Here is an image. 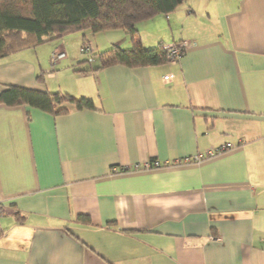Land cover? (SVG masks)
<instances>
[{"label": "crops", "instance_id": "0c3cea01", "mask_svg": "<svg viewBox=\"0 0 264 264\" xmlns=\"http://www.w3.org/2000/svg\"><path fill=\"white\" fill-rule=\"evenodd\" d=\"M188 2L189 20L174 10L137 24L145 47L190 42L174 63L85 60L83 40L93 54L129 48L120 29L0 58V93L16 85L94 104L57 115L0 104V264H264V0ZM58 46L66 59L49 73ZM149 160L171 165L111 170Z\"/></svg>", "mask_w": 264, "mask_h": 264}, {"label": "trees", "instance_id": "16d2710c", "mask_svg": "<svg viewBox=\"0 0 264 264\" xmlns=\"http://www.w3.org/2000/svg\"><path fill=\"white\" fill-rule=\"evenodd\" d=\"M183 2L184 0H0V58L86 30L96 34L120 29L129 37L131 46L122 48L111 45L95 53L98 69L114 65L135 68L167 63L170 61L163 44L143 46L137 24L156 14L166 15ZM84 44L86 42L83 40L82 46ZM186 50L181 51L179 58ZM37 79L42 80L40 75ZM0 104L28 105L54 115L69 112L66 105L77 110L94 109L93 101L88 97L76 98L66 92H45L16 85H7L1 91ZM15 216L19 218L18 214ZM75 220L85 223L91 221L84 214L77 215Z\"/></svg>", "mask_w": 264, "mask_h": 264}, {"label": "built area", "instance_id": "2783aa9c", "mask_svg": "<svg viewBox=\"0 0 264 264\" xmlns=\"http://www.w3.org/2000/svg\"><path fill=\"white\" fill-rule=\"evenodd\" d=\"M190 47V42L187 40H182L180 42L177 43H169L164 45V49L167 52V56L170 62H176L179 59L180 54L182 53L181 51L183 49H188ZM82 52L89 56L92 53V47L91 45H89L88 43L84 44L81 48ZM66 58V52L64 49H62L61 47H56L54 48V50L51 53L50 56V61L52 64V68L53 70L56 68V65H58L60 63V61L62 59ZM173 74L169 73L167 75H164V79L167 81H170L173 79ZM233 148L232 144L229 143H225L222 144L218 147L215 148H209L207 149L204 153L202 154H196L193 155L192 157H187V158H183V159H176L173 163V165H180V164H184V163H197L202 161V159H207V158H212L215 156H219L222 153L229 151L230 149ZM167 165H171V163L169 162H160L157 160H149L143 163H133L131 165L128 166H123L120 168H116V167H112L111 170L112 172L118 171L119 173H126V172H143V171H150L153 169H157L159 167H163V166H167ZM6 208L5 206L0 204V217L6 213Z\"/></svg>", "mask_w": 264, "mask_h": 264}, {"label": "rangeland", "instance_id": "374dc122", "mask_svg": "<svg viewBox=\"0 0 264 264\" xmlns=\"http://www.w3.org/2000/svg\"><path fill=\"white\" fill-rule=\"evenodd\" d=\"M189 0H184V2L181 4V5H179L176 9H175V11H182V12H180L181 14L180 15H182L181 16V18H180V20H184V19H186V18H188V20L190 19V15H187V10H189L190 11V7L188 6V3H190V2H188ZM179 9H182V10H179ZM172 12H174V10L172 11ZM204 19L207 21V22H209L206 18H204V17H201L200 16V18L198 19V20H201V21H204ZM210 23V22H209ZM88 31L86 30V33H87ZM74 34H76V33H74ZM74 34H72V35H74ZM68 36H71V35H68ZM68 36H66V37H68ZM74 51V50H73ZM75 52V51H74ZM50 56H51V53H50ZM50 56H49V63H48V65H47V72H49V73H51V72H56V68L53 70V68H52V64H51V61H50ZM87 56V55H86ZM90 56V57H89ZM89 56H87V57H85L86 58V60L88 61V59L89 60H91V59H93V60H97L96 59V55L95 54H93V53H91V55H89ZM66 58H64V59H62L61 61H60V63L63 61V60H65ZM58 66V65H57ZM47 72L45 73V74H47Z\"/></svg>", "mask_w": 264, "mask_h": 264}, {"label": "bare ground", "instance_id": "6f19581e", "mask_svg": "<svg viewBox=\"0 0 264 264\" xmlns=\"http://www.w3.org/2000/svg\"><path fill=\"white\" fill-rule=\"evenodd\" d=\"M81 48H82V46H81Z\"/></svg>", "mask_w": 264, "mask_h": 264}]
</instances>
